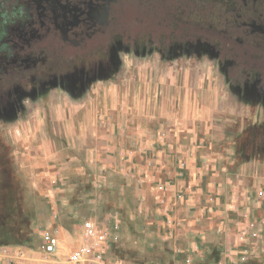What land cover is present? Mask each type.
I'll use <instances>...</instances> for the list:
<instances>
[{
	"label": "rangeland",
	"instance_id": "374dc122",
	"mask_svg": "<svg viewBox=\"0 0 264 264\" xmlns=\"http://www.w3.org/2000/svg\"><path fill=\"white\" fill-rule=\"evenodd\" d=\"M163 49L127 47L110 72L84 87H47L29 102L23 97L16 117L0 115L4 215L24 221L4 223L0 232L10 230L18 242L0 244V264H61L71 251L66 245L71 238L79 241L87 220L106 229L109 264H264V91L226 72L208 48ZM153 67L200 71L217 87L208 111L214 124L208 126L207 141L199 143L203 156L183 158L194 167H176L182 158L173 164V158L158 156L143 158L139 171L121 173L120 167H108L112 159L87 161L82 153L65 150L44 173L17 169L14 155L22 149L13 138L22 136L24 124L41 120L44 109L51 116L49 111L65 100L78 104L79 92L85 94L97 80L121 82L127 68ZM213 135L223 139V151L214 149L208 138ZM44 232H55L61 247L50 262L41 252Z\"/></svg>",
	"mask_w": 264,
	"mask_h": 264
},
{
	"label": "flooded vegetation",
	"instance_id": "af4514ba",
	"mask_svg": "<svg viewBox=\"0 0 264 264\" xmlns=\"http://www.w3.org/2000/svg\"><path fill=\"white\" fill-rule=\"evenodd\" d=\"M127 47L208 48L264 91V0H0V115L47 87H84Z\"/></svg>",
	"mask_w": 264,
	"mask_h": 264
},
{
	"label": "crops",
	"instance_id": "0c3cea01",
	"mask_svg": "<svg viewBox=\"0 0 264 264\" xmlns=\"http://www.w3.org/2000/svg\"><path fill=\"white\" fill-rule=\"evenodd\" d=\"M124 72L123 81L97 80L85 94L79 92L78 104L65 100L49 111L51 116L44 109L41 120L24 124L22 136L13 138V144L22 149L14 155L17 169L30 167L32 172L44 173L65 150L78 151L87 161L112 159L108 167L115 171L120 167L121 173L139 171L143 158L158 156L173 158V164L174 158H182L176 167H194L183 158L203 156L199 143L207 141L208 126L214 124L208 112L217 93L212 78L178 67ZM47 119L50 128H46ZM208 138L214 140L215 150L223 151L221 137L218 141L216 135ZM32 158L36 163L31 164ZM76 242L71 238L66 247Z\"/></svg>",
	"mask_w": 264,
	"mask_h": 264
},
{
	"label": "built area",
	"instance_id": "2783aa9c",
	"mask_svg": "<svg viewBox=\"0 0 264 264\" xmlns=\"http://www.w3.org/2000/svg\"><path fill=\"white\" fill-rule=\"evenodd\" d=\"M41 246L45 259H58L60 244L57 237L50 232H44ZM108 233L102 225L92 220L82 224L79 241L71 248L66 260L61 264H109L106 260L108 251Z\"/></svg>",
	"mask_w": 264,
	"mask_h": 264
},
{
	"label": "trees",
	"instance_id": "16d2710c",
	"mask_svg": "<svg viewBox=\"0 0 264 264\" xmlns=\"http://www.w3.org/2000/svg\"><path fill=\"white\" fill-rule=\"evenodd\" d=\"M3 203H4V198L1 196L0 197V231L6 227V223H9L10 221L12 222V224H15L17 226H21L24 224L23 219L22 220H17V219H6L5 215H4V209H3ZM12 234L10 230L5 229L3 230V233L0 232V244H10V243H14V242H18V240L15 239V236L10 235ZM18 237V236H17Z\"/></svg>",
	"mask_w": 264,
	"mask_h": 264
}]
</instances>
